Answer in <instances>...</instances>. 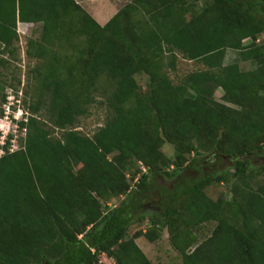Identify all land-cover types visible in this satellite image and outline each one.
Wrapping results in <instances>:
<instances>
[{"label":"trees","instance_id":"1","mask_svg":"<svg viewBox=\"0 0 264 264\" xmlns=\"http://www.w3.org/2000/svg\"><path fill=\"white\" fill-rule=\"evenodd\" d=\"M17 23L40 24L26 55L43 61L23 140L0 145V264H153L126 232L158 177L172 185L145 238L166 230L182 264H264V0H132L103 25L76 0H0V53L14 51ZM227 49L255 66L225 64ZM177 55L202 69L174 82ZM96 96L111 114L89 135L77 128ZM203 164L217 168L186 176ZM212 183L230 199L210 196Z\"/></svg>","mask_w":264,"mask_h":264},{"label":"rangeland","instance_id":"2","mask_svg":"<svg viewBox=\"0 0 264 264\" xmlns=\"http://www.w3.org/2000/svg\"><path fill=\"white\" fill-rule=\"evenodd\" d=\"M76 1L81 5L82 8H84L86 11L91 13V15L95 17V20H97L99 24L102 23L103 20H101V18L100 19L96 18V14H94L93 10L94 9L106 10L107 4L99 2L97 4L93 3L91 5V3H86L85 2L86 0H76ZM119 1L120 2L117 4L116 9L125 6L126 4L130 3L132 0H119ZM188 1L195 2L198 5H200L203 2V0H188ZM91 6L95 8L91 9ZM113 8L115 10V5ZM16 30L18 34V41L14 44V51L12 53L9 52L0 53V59L5 61L4 64L0 63V71L5 76V82L2 85L3 90L0 89V109L2 110V113H3L2 107L7 100V93H6L7 90H10L12 94L16 96V98H18V100L21 103V107L25 111H27L29 102L31 103L32 101L34 102L36 100V96L33 91V84H34L33 82L38 77V73L36 70L41 67L43 61L41 60L43 57L41 59H38L36 57H30L26 55V50L28 46L27 43L29 41H31L32 44L30 46L32 47L31 49L32 52L36 48L35 44L39 43L40 35H41L40 24L17 23ZM255 40L256 43L258 44H264V33L259 34ZM244 41L248 42L249 39H245ZM232 62H237L242 70H250L255 66L250 61H241L237 51L232 49H227L224 63L227 64ZM198 69H202V65L200 63L188 61L185 58L181 57L180 55H177L176 70L173 72L169 71L168 75L174 82H176L178 81L179 78H181L185 74ZM137 80L138 83L144 89L146 85L145 76H141V77L138 76ZM2 93L5 94V98L3 101L1 100ZM221 94H222L221 89L217 88L214 91V98L217 101H220ZM110 114L111 112L107 110L104 104V99L100 96H96L93 104L90 105L89 107L88 114L80 118L81 123L77 129L85 134L90 135L94 130L97 129L98 126H101L105 123L106 119L110 116ZM38 115L41 117L40 113ZM47 126L50 127L48 122H47ZM0 128L5 129V131L8 133L10 132L9 136H11V138H16V142L14 143L12 148L17 149L20 145V140H23L24 138L25 129L18 128L17 130L14 131L11 126H7V125L5 126V124L3 125V123H0ZM53 133L56 136L59 135V131L57 129H53ZM162 151L169 157L173 156V146L170 143H164L162 147ZM260 162H261L260 157L253 159V164H258ZM136 165L139 166V169H141L142 172H145V170L143 171L141 168L142 166L141 163L136 162L135 166ZM228 165H230V161L224 160L223 162H220L218 164V168L220 170L227 167ZM135 166H131L127 168L126 171L127 178L131 187H134V184L136 183L137 178L140 174V172H138L132 177V175L135 172ZM216 168L217 166L213 164L211 167H206L205 164H203L200 170L187 171L186 176L189 175L192 177H198L203 172L209 170H215ZM262 176H263L262 174L259 175L257 182L261 181V179L263 178ZM153 185L154 187L151 189V196L149 200L144 203L146 218L130 225L127 229L126 237H129L133 234H139V236L135 239V242L150 260L151 257L159 258L161 256L167 255V257L169 258V256L175 254V256H177L178 259L174 260L169 258L168 261L172 262L173 264H179L180 255L178 252H176V250L172 249L168 238L164 242L162 236L160 237V239L151 242L143 235V233L149 228V224L147 222V217H148L147 211L149 209H151L152 211L154 207L157 206V200H158L159 192L161 190L160 187L163 186L165 188H170L172 185V181L169 178L158 177ZM227 188L228 187L226 184L212 183L207 187V193L215 198L216 196H218L219 192H224L225 197L227 199H230L231 194L227 193ZM114 203L117 204V202ZM208 230H211V228H209ZM209 232L205 234H208ZM99 260L104 264H114L113 259L107 257L105 254H101L99 256Z\"/></svg>","mask_w":264,"mask_h":264},{"label":"built area","instance_id":"3","mask_svg":"<svg viewBox=\"0 0 264 264\" xmlns=\"http://www.w3.org/2000/svg\"><path fill=\"white\" fill-rule=\"evenodd\" d=\"M6 93H7V100L2 107L3 115L1 117V119H3V120L0 119V123H3V125L5 124V126L6 125L11 126L13 128V130L15 131L19 128V122L20 121L25 122L27 120V111H25L21 107L20 101L18 100V98H16V96H14L12 94V92L10 90H7ZM9 133L6 132L5 129L0 128V145L1 146L5 143L6 139L9 136ZM9 142H10L9 150L12 151V150H14L12 148V146L16 142V138L10 137ZM2 153H3V150H2V148H0V154H2ZM141 168L143 171L145 170V168L143 166H141Z\"/></svg>","mask_w":264,"mask_h":264},{"label":"crops","instance_id":"4","mask_svg":"<svg viewBox=\"0 0 264 264\" xmlns=\"http://www.w3.org/2000/svg\"><path fill=\"white\" fill-rule=\"evenodd\" d=\"M86 3H91V5L94 3H105V4H107V9L106 10H98V9H94L92 6H91V9H94L93 10V12H94V14H96V18H98V19H100L101 18V20H103L102 21V23H101V25H103L104 23H106L107 21H108V19L113 15V14H115L116 12H117V10L119 9H116V6H117V4L120 2L119 0H86L85 1ZM113 3H114V5H115V10H114V5H113ZM103 9V8H102ZM88 12V11H87ZM89 13V12H88ZM90 15H91V13H89ZM92 16V15H91ZM92 17H94V16H92ZM94 19H95V17H94ZM97 21V20H96ZM214 226V224L213 223H209V224H207V226L203 229V230H201L202 231V233L204 232V233H207V232H209L210 230H208L209 228H212ZM201 231H200V233L198 234V237H199V239L200 238H202V236H203V234L201 233ZM195 232V231H194ZM162 236H163V241L165 242L166 240H167V238H168V234H167V232H166V230H164L163 231V234H162ZM161 236V237H162ZM158 240V239H157ZM152 242V241H151ZM154 242V241H153ZM173 249V248H172ZM192 249V248H191ZM190 249V250H191ZM173 250H175V249H173ZM169 258H171V259H174V260H177L178 258H177V256H175V254L174 255H172V256H169ZM168 257H167V255H165V256H161V257H151V261H152V263L153 264H173L172 262H169L168 261V259H169ZM179 259H180V263L179 264H182V261H181V258L179 257Z\"/></svg>","mask_w":264,"mask_h":264}]
</instances>
